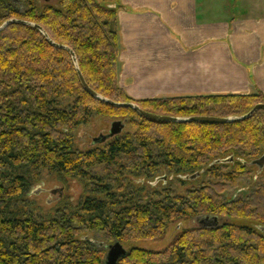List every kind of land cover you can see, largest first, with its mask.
<instances>
[{"label": "trees", "instance_id": "trees-1", "mask_svg": "<svg viewBox=\"0 0 264 264\" xmlns=\"http://www.w3.org/2000/svg\"><path fill=\"white\" fill-rule=\"evenodd\" d=\"M57 2L40 8L39 0H0V27L10 20L40 26L75 53L88 86L114 103L175 118L242 117L264 104L263 95L134 102L118 86L116 0ZM94 116L128 117L135 133L83 153L75 133ZM263 152L264 110L233 124L155 122L93 98L69 52L36 28L14 24L0 34V264H105L104 244L90 235L111 245L154 242L174 224L206 217L217 225L184 230L163 252L131 249L118 264H264V185L233 198L250 185L251 163ZM42 173L79 180L92 195L53 217L25 212L19 203ZM162 173L165 183L180 175L203 182L185 195L173 188L123 193L128 177Z\"/></svg>", "mask_w": 264, "mask_h": 264}, {"label": "crops", "instance_id": "crops-1", "mask_svg": "<svg viewBox=\"0 0 264 264\" xmlns=\"http://www.w3.org/2000/svg\"><path fill=\"white\" fill-rule=\"evenodd\" d=\"M134 102L264 96V0H116Z\"/></svg>", "mask_w": 264, "mask_h": 264}, {"label": "rangeland", "instance_id": "rangeland-1", "mask_svg": "<svg viewBox=\"0 0 264 264\" xmlns=\"http://www.w3.org/2000/svg\"><path fill=\"white\" fill-rule=\"evenodd\" d=\"M45 5L58 6L57 0L45 1L39 0V7L43 8ZM116 121L124 122L125 130L123 135L134 134L135 127L132 125V120L126 117H113V116H94L88 125L81 126L75 133V147L77 150L86 153L98 148H103L105 145H93V139L99 138L101 135H107L111 129V124ZM264 153V152H263ZM264 171V170H263ZM255 168L250 185L244 187L241 192H237L233 198L240 199L249 195L251 191L264 185V172ZM93 174L97 179L106 182L108 177L103 169H97L93 171ZM165 174H160L157 178L151 180H137L128 177V186L125 195H128L132 191L144 190L140 196L146 197L147 195H154L157 192H162L166 188H173V190L179 195H185L188 191L197 189L203 182V178L194 177L192 180L184 175L174 178L168 183H165ZM171 178V177H170ZM123 179L121 180V182ZM119 187H115L112 192L119 196L121 191ZM41 190L40 195H35V192ZM92 194L88 187V184L82 183L76 179H62L54 174L42 173L39 182H34L30 187L23 202L19 203V207L25 209V212L35 214L40 218H49L55 215V212L62 207L69 205L72 209L78 207V205ZM63 198H60L62 197ZM217 221L219 219H216ZM233 223L254 227V223L250 220H233ZM200 226L198 220L186 221L180 224H174L169 227L166 236L163 240L154 242H138L132 244H124V248L129 251L131 249H141L152 252H163L171 243L183 232L184 230L191 229ZM90 239L95 244H104L105 259L108 254L107 247L111 246L101 235H90ZM113 245V244H112ZM103 250V249H102Z\"/></svg>", "mask_w": 264, "mask_h": 264}, {"label": "water", "instance_id": "water-1", "mask_svg": "<svg viewBox=\"0 0 264 264\" xmlns=\"http://www.w3.org/2000/svg\"><path fill=\"white\" fill-rule=\"evenodd\" d=\"M14 24H21V25H26V26H31L39 30L44 34V36L48 39L49 42H51L55 47L66 50L69 52L71 55L73 62L75 64V67L78 72V76L80 79V82L83 86V88L88 92L93 98L108 103L114 107L118 108H129L132 110H135L137 113H139L141 116L155 121V122H160V123H176V124H189V123H205V124H233V123H239L243 122L249 118H251L256 112L260 110H264V104L257 105L256 107L253 108L251 112H249L247 115L242 116V117H230V118H215V117H191V118H175V117H165V116H159L155 114H150L147 112H144L142 109H140L136 104H117L114 103L103 96L99 95L98 93L94 92L87 84L85 78L83 77L79 65H78V60L76 58L75 53L69 49L68 47L61 46L55 44L48 34L38 25H34L25 21H20V20H10L3 24L0 27V34L6 30L9 26L14 25ZM125 123L121 121H116L111 124V129L107 135H101L99 138L93 139V145L98 146V145H103L110 140L114 139L115 137L121 135L124 130H125ZM251 166H256L259 171L264 170V155L259 158L258 160H255L254 162L251 163ZM41 191L38 190L35 192L36 195H40ZM198 223L202 227H211V226H216L217 225V220L215 218L211 217H206V218H201L198 220ZM263 230V229H261ZM108 250V254L106 256V261L105 264H118L119 260L124 257L127 254V250L124 248V246L120 243H115L114 245H111L106 248Z\"/></svg>", "mask_w": 264, "mask_h": 264}]
</instances>
